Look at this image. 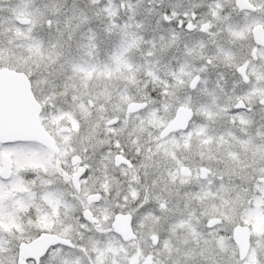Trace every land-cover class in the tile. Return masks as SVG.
<instances>
[{"label":"snow or ice","instance_id":"6c2138e0","mask_svg":"<svg viewBox=\"0 0 264 264\" xmlns=\"http://www.w3.org/2000/svg\"><path fill=\"white\" fill-rule=\"evenodd\" d=\"M65 3L17 0L0 19V264H264V0ZM153 22L171 31L145 38ZM196 32L214 45L197 64L161 63ZM221 66L231 87L216 71L208 91ZM176 108L198 142L188 167L148 126Z\"/></svg>","mask_w":264,"mask_h":264},{"label":"flooded vegetation","instance_id":"af4514ba","mask_svg":"<svg viewBox=\"0 0 264 264\" xmlns=\"http://www.w3.org/2000/svg\"><path fill=\"white\" fill-rule=\"evenodd\" d=\"M175 1L176 0H164V3H165V5H167V4H175L176 3ZM61 2H64V1L61 0ZM81 2L83 3L82 6L85 7V10H87L88 9V0H83ZM185 2H187L188 6L190 4V10H191V8H192L191 4H193V3L197 4V3L200 2V0H185ZM16 3H17V0H0V5H3V8H0V19L6 18L8 16V14H9L8 11H7L8 7L11 6V5H14ZM41 3L42 4L43 3H50V0H41ZM69 3L70 2L68 0H66L65 8H67L68 10H71V9L68 8V6L69 7L72 6ZM187 5H180L178 10L179 11H184L186 9L189 10L187 8ZM145 9H146V7L145 8H141V6H139L138 12L140 13V16H146L147 15L146 12H145ZM197 11L200 12V13H203L205 11V9L198 8ZM24 15H25V18H27V13L26 12L24 13ZM62 19H63V17H62ZM233 19L234 20H240V17L236 16L235 14H233ZM73 23H75V21H73ZM149 27L153 28V30L155 32V36H156V35H159L160 32H161V31L158 30L159 28H162V27L168 28L169 30L165 34V35H167L171 31V27L172 26L163 25V26H161L159 28H156V26H155V24L153 22ZM97 31H99V27H97ZM177 31L179 32V30H177ZM156 37H158V36H156ZM201 42H203L206 45V47L209 48V49H213L214 48V45H212L209 42V37L204 35V34H202V33H200V32L191 33V34L180 33V40L178 42V47L177 46H173V47H171V48H169L167 50L168 53L165 56V58H166L165 61L171 59L172 57H177L180 60H185L186 59L190 64H197L198 63L197 54L200 51V43ZM218 43H220L225 49H228L229 47H238V46L231 45L226 39L218 40ZM185 44H187V48L194 49L192 55L186 56L187 49L185 48ZM136 58H139V57H136ZM136 58H134V59H136ZM132 59L133 58H131L130 61H132ZM135 61L139 62L138 60H135ZM162 63H164V61H162ZM175 63H176V61L172 60V64L175 65ZM216 71H223V72L228 74V80H229L228 87L230 88L231 87V81H232V79H234V77L231 76L229 69L224 68L223 66H221L219 69H214V70H210L209 71L208 77H207L208 80H209V83L206 86L208 91H212L213 82L216 79ZM134 92L136 93V89H135ZM183 94H184V92L182 91V95ZM194 98H196V96H194ZM205 98H208L207 94L206 93H202L201 96H200V99H205ZM224 100H226V98H221V101H224ZM124 115H125V119H127L128 118V113L125 112ZM174 115H175V112L172 115H170V117H168V119L163 123L162 126L165 127V125L167 124L168 120H170L172 117H174ZM256 119L259 120V115L256 116ZM156 121H158L157 120V115L153 116L148 121V126L153 129V134L151 136L152 139L156 138L155 134H154L155 130L159 129L161 127V126L159 128H155L154 127V125L156 124ZM187 125H188V121H187ZM224 126H225L224 120L221 119L220 117H216L215 121L212 124L209 125V127H211V128H222ZM183 129H176V130L169 131L168 133L171 132V133H174V135L172 137H170V140L168 142H166V143L168 144V154H169V156L172 157V159H174V160L183 162L182 163V167H188L189 165H192L195 162L199 161L198 160L199 155L196 154V152L199 153V148L196 146L198 144L197 141H195V140H192L190 142L188 141V138H187L185 132L183 131ZM168 133H166L164 135H167ZM236 134L239 135L238 132ZM160 135H161V133H160ZM164 135H161V136H164ZM177 137H185L186 145L188 143H190L191 146H192L191 147V151L185 150L183 152H180L179 151V141L177 140ZM181 154L183 156H186V157L189 156V161L187 162V164L184 163L185 161H184L183 158H180V157H182ZM157 167L158 166L154 167L153 171H155ZM184 175H187V174H184ZM115 176L118 179H120V180L122 179L123 180V177L120 175V171L119 170H117L115 172ZM161 186H163V185H161ZM193 187H194V185L190 184V185L185 186L184 188H180L179 191L180 192H184V191H186V190H188L190 188H193ZM172 189H174L176 191V187H172ZM173 197H175L173 199V202H174V200L176 199L175 194L173 195Z\"/></svg>","mask_w":264,"mask_h":264},{"label":"rangeland","instance_id":"374dc122","mask_svg":"<svg viewBox=\"0 0 264 264\" xmlns=\"http://www.w3.org/2000/svg\"><path fill=\"white\" fill-rule=\"evenodd\" d=\"M62 1H64V0H62ZM70 3L69 4H71L72 6H73V0H68ZM81 1H83V0H75V4L79 7V8H83V9H85V7H83L82 6V2ZM176 3V5H187V2H185V0H176L175 1ZM178 2V3H177ZM181 3V4H180ZM194 4H196V3H193V4H191V6H193ZM72 6H68V8L69 9H71L72 8ZM141 6V8H147V7H149V5L147 4V0H144V3L143 4H141L140 5ZM187 8L190 10V4H189V6L187 5ZM69 12H70V10H69ZM166 27H162V28H159L158 30L159 31H161L160 32V34L161 33H163V34H166L167 33V31L169 30L168 28H166ZM159 34V35H160ZM144 35H145V38H148V37H152V36H155V32H154V30H153V28H150L149 26H148V28H147V31L144 33ZM159 35H156V36H158L159 37ZM85 43H86V41H85ZM168 52L166 51V53H165V55H164V58H163V60L162 61H165L166 60V58H165V56H166V54H167ZM139 53L138 54H136V56H135V58L136 57H139V58H136L135 60H138L139 62L138 63H143V58L139 55ZM132 57H130V56H126V57H124V61H125V63L126 64H131L132 63V61H133V59H132V61H130V59H131ZM105 59V56H104V53L103 52H101L100 53V61H103ZM162 61H161V63H162ZM135 91V89H131L130 90V92L128 93V95L131 97L132 95H135V94H137V90H136V93L134 92ZM135 93V94H134ZM181 95H182V92L180 93ZM193 95V97L194 96H196V94L195 93H193L192 94ZM170 115H172V114H170ZM170 115H168L167 117H165V116H163V115H161V114H157V120L158 121H156V124L154 125V127L155 128H159L160 126H162L163 125V123L168 119V117H170ZM196 119V121H197V123L199 122V118L198 117H196L195 118ZM159 125V126H158ZM101 135H103L102 133H101ZM196 152V151H195ZM196 154H198L199 155V153L198 152H196ZM181 156L182 157H180V158H183L184 159V163H186L187 164V162L189 161V156H183L182 154H181ZM198 160H200V155H199V157H198ZM178 162H181V161H178ZM181 163H183V162H181ZM124 179V178H123ZM122 180V179H121ZM173 187H176V186H173ZM161 188H163V186H161ZM171 192L173 193V195L175 194V190L174 189H172V187H171ZM160 194H166V193H161V192H158L157 193V195H160ZM173 199L175 198V197H172ZM176 202V199L174 200V203ZM182 206V205H181Z\"/></svg>","mask_w":264,"mask_h":264},{"label":"water","instance_id":"95a60500","mask_svg":"<svg viewBox=\"0 0 264 264\" xmlns=\"http://www.w3.org/2000/svg\"><path fill=\"white\" fill-rule=\"evenodd\" d=\"M187 121L188 114L185 112H181L179 108H176L174 117L168 120L167 124L164 127V131L161 132V135H164L172 130L185 128L187 125ZM121 227L122 229L127 230V224L125 222L121 223Z\"/></svg>","mask_w":264,"mask_h":264}]
</instances>
